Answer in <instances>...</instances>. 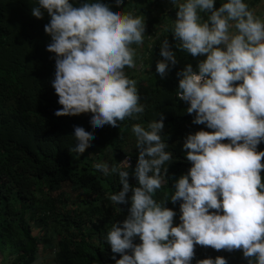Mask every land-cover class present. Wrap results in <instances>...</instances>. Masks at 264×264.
<instances>
[{"label":"clouds","instance_id":"1","mask_svg":"<svg viewBox=\"0 0 264 264\" xmlns=\"http://www.w3.org/2000/svg\"><path fill=\"white\" fill-rule=\"evenodd\" d=\"M123 0H116L117 4ZM177 19L161 26L174 33L176 47L206 59L198 72L188 64L177 72V95L195 114L193 123L213 131L189 134L183 145L192 163L175 182L166 207L155 193L166 182L173 154L164 138L165 119L133 123L139 151L129 182L131 155L118 164L96 162L105 176L118 174L122 190L108 193L115 206L129 203L127 218L113 223L104 235L111 251L121 254L115 264H192L197 245L215 250H243L248 264H264V18L248 0H172ZM50 14L45 31L51 36L47 50L54 53L51 84L61 108L57 117L91 113L92 129L141 121L147 105L141 102L137 81L126 74L137 67V48L145 42L143 14L113 7L110 0H34L32 14ZM202 13L207 14L204 19ZM156 70L165 77L178 63L173 45L165 38ZM94 130L74 126L72 153L80 155L92 144ZM228 142L225 143L224 141ZM133 160V158H132ZM215 211H210V210ZM139 238L141 243H135ZM196 264H229L223 256L196 260Z\"/></svg>","mask_w":264,"mask_h":264},{"label":"trees","instance_id":"2","mask_svg":"<svg viewBox=\"0 0 264 264\" xmlns=\"http://www.w3.org/2000/svg\"><path fill=\"white\" fill-rule=\"evenodd\" d=\"M110 2L145 17V42L133 45L137 67L125 71L137 81L147 108L141 121L129 119L118 127L92 129L91 113L54 114L62 105L51 84L55 54L47 50L51 36L45 31L50 14L45 11L42 19L35 17L34 0H0V264H115L112 256L119 259L121 254L111 251L104 235L113 223L127 218L133 193L128 194L127 205H113L108 193L122 190L119 176H105L94 163L118 164L131 155L129 182L138 186L134 170L139 151L131 125L158 120V113L166 117L164 138L173 160L166 182L154 195L176 211L174 226L181 223V202L173 203L170 196L176 180L192 166L186 155L190 150L183 145L188 133L208 130L206 124L193 123L195 114L187 112L190 105L177 95L182 78L177 72L188 64L195 70V56L176 47L179 41L172 37L170 27L167 32L161 30L164 23L172 25L170 13L178 11L172 0ZM165 38L172 43L178 63L161 77L156 66L163 59L160 48ZM75 125L96 132L92 144L80 155L69 150ZM258 149L264 151V142ZM141 242L137 237L135 243ZM195 253L192 264L217 256L225 257L229 264H248L242 249L218 251L197 245Z\"/></svg>","mask_w":264,"mask_h":264},{"label":"crops","instance_id":"3","mask_svg":"<svg viewBox=\"0 0 264 264\" xmlns=\"http://www.w3.org/2000/svg\"><path fill=\"white\" fill-rule=\"evenodd\" d=\"M248 2L250 3V5L254 8L257 9V14L259 16H261V18H264V0H248ZM223 3V0H216V8H219ZM170 11V10H169ZM171 12V11H170ZM170 14H172V18L173 21H175L177 19V13L175 12H171ZM171 18V15H169ZM202 16L204 19H207V14L206 13H202ZM172 21V22H173ZM166 23H164L163 25H165ZM168 25V24H167ZM174 36V33H172V37ZM172 42H175L172 40ZM207 54L201 55V56H195V63H196V69L195 71L198 72V64L201 60L206 59ZM165 129V128H164ZM207 131H213L212 129H208ZM190 133H188L187 135H189ZM194 134V133H191ZM187 171H189L190 169H186ZM262 176V181H264V174L261 175Z\"/></svg>","mask_w":264,"mask_h":264},{"label":"built area","instance_id":"4","mask_svg":"<svg viewBox=\"0 0 264 264\" xmlns=\"http://www.w3.org/2000/svg\"><path fill=\"white\" fill-rule=\"evenodd\" d=\"M128 157H130V156H126L125 158H128ZM125 158H124V159H125ZM130 158H131V157H130ZM132 161H133V160H132V158H131V163H132Z\"/></svg>","mask_w":264,"mask_h":264},{"label":"rangeland","instance_id":"5","mask_svg":"<svg viewBox=\"0 0 264 264\" xmlns=\"http://www.w3.org/2000/svg\"><path fill=\"white\" fill-rule=\"evenodd\" d=\"M36 264H40V262L39 263L37 262Z\"/></svg>","mask_w":264,"mask_h":264}]
</instances>
